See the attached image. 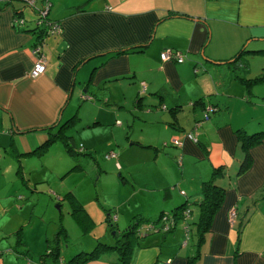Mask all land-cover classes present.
Segmentation results:
<instances>
[{
	"label": "crops",
	"instance_id": "obj_1",
	"mask_svg": "<svg viewBox=\"0 0 264 264\" xmlns=\"http://www.w3.org/2000/svg\"><path fill=\"white\" fill-rule=\"evenodd\" d=\"M45 1L36 0L37 7ZM51 1L50 17L62 23V32L48 37L46 70L33 76L38 56L33 52L37 36L31 28L37 9L23 0H0V180L20 183L27 177L30 182L32 169L27 170V162L52 137L55 128L48 126L74 116L72 107L78 99L120 97L118 102H128V92H120L119 87H127L120 80L131 76V84L135 82L131 100L137 106L147 104L143 109L151 111L147 107L167 102L165 109L177 122L179 114L187 112L188 121L172 122L176 128L172 137L182 141L172 144L180 148L183 162L189 159L199 168V177L192 181L197 189L191 191L183 184L187 189L181 187L178 194L164 186L166 191L151 205L132 207L124 214L85 208L81 216L87 219L88 213L92 230L102 235L110 227L131 228L139 216L159 222L163 211L174 212L182 204L191 208V216L180 218L173 231L144 234L134 241L125 260L111 249L82 263H69L67 227L22 226L24 217L18 210L32 203L33 196H14L18 187L7 191L8 183L0 185V264H52L55 258L64 264H264V138L250 147L251 162L239 172L245 148L238 134L239 129L248 133L264 129V81L248 84L241 78L254 77L249 74L247 52L233 58L244 45L255 50L252 53L264 54V0ZM15 16L25 18V24L14 25ZM141 44L145 45L132 47ZM170 47L182 49L185 60L162 59V51ZM261 70L264 73V65ZM193 71L196 81L188 86L187 76ZM202 73L205 78L199 79ZM209 103L219 109L197 123ZM89 126L90 122L85 127ZM167 138H162L165 145ZM72 139L75 142V134ZM156 140L150 142L160 143ZM56 147L65 149L64 144ZM3 152H9L5 162ZM220 165L225 174L218 182L226 191L197 243L200 185ZM233 207L236 216L231 221ZM78 221L85 227L82 217ZM110 221L117 226H110ZM57 244L59 254H46L49 246Z\"/></svg>",
	"mask_w": 264,
	"mask_h": 264
},
{
	"label": "rangeland",
	"instance_id": "obj_2",
	"mask_svg": "<svg viewBox=\"0 0 264 264\" xmlns=\"http://www.w3.org/2000/svg\"><path fill=\"white\" fill-rule=\"evenodd\" d=\"M25 4L28 5L26 2ZM246 52L252 58L249 59L252 68L249 74H260L264 54L252 53L251 50ZM255 58L259 61L254 60ZM196 75L193 71L187 76L188 86L193 80L196 81ZM203 76L202 73L199 79H204ZM120 81L127 84L125 88L119 87V91L125 89L128 92V102H118L120 97L112 100H76L72 113L77 114V117L71 126L64 129L56 142L47 145L51 147L41 149L39 154L36 153L27 162V170L32 169L30 182L27 177L20 183L0 180V185L8 183L7 191L19 188L14 196H33L32 203L18 210V215L24 217L21 220L24 223L22 226L67 227L69 235L65 249L68 259L80 251H83L80 256L86 255L85 251L92 250L98 242L97 237L101 235L90 230L93 223L89 218L85 220V227L81 226L78 220L85 217L81 216L80 208L127 213L132 207H148L170 186L178 194L181 187L187 189L183 184H188L191 191L197 189L192 181L199 177V168L189 159L183 162L180 148L172 144L175 143L172 133L176 129L172 122H177V118L169 108L165 109L167 102L147 107L153 109L151 111L143 109L147 104L137 106L131 100V85L135 84H131V76L121 78ZM252 88L257 91L258 86ZM166 94L171 95L169 91ZM212 112L214 109H211L210 113ZM186 113H178L179 123L190 119ZM207 113L205 109L203 116ZM120 120L121 123H118ZM62 121H66L65 118ZM89 122L92 126L85 127ZM74 134L75 142L71 138ZM164 135H168L167 145L162 139ZM65 139L74 148L83 146L84 150L70 153L66 147V150L58 149L57 145L65 146ZM151 139H158L160 143L152 144ZM110 150H114L117 157L107 158L106 153ZM2 154L6 156L1 157L5 162L9 158V152ZM118 161L121 166L117 164ZM182 176L183 182L180 180ZM149 186L156 188L148 189ZM156 206H153V212L156 211ZM114 230L115 228L111 231L112 234L108 233L106 237L100 238L114 239Z\"/></svg>",
	"mask_w": 264,
	"mask_h": 264
},
{
	"label": "trees",
	"instance_id": "obj_3",
	"mask_svg": "<svg viewBox=\"0 0 264 264\" xmlns=\"http://www.w3.org/2000/svg\"><path fill=\"white\" fill-rule=\"evenodd\" d=\"M47 2L49 3V8H48V11L46 14L40 12L39 9L34 7L37 9V15L34 19V27L31 28V30L34 31L36 33V36H37L36 41H35L33 46L42 45L43 51H44V46L47 42L48 37L53 36V35L56 36L62 32V23L59 22L58 20H53L49 14L50 10H51V6H52V1L46 0L43 4L44 7L43 6H41V7L46 8L45 5ZM25 22H26V20L24 18L23 24H25ZM16 24L17 23H15L14 25H16ZM19 25H21V24H19ZM144 45L145 44H141V45H136V46H132V47L142 48ZM250 50L255 51L251 48H248V46L244 45L233 58L234 59L239 58L241 55H243V53H245L246 51H250ZM260 50H262V49H260ZM119 51H121V50H118L117 52H119ZM241 78L244 79L245 82H247L248 84H251L252 82L255 83V82H259V81H264V73H261L257 76H254V77H241ZM209 106L213 107L214 111L219 109L218 105H215L213 103L206 104L205 109L208 113L205 114L203 117L197 119L198 120L197 123L210 118V111L211 110L207 109ZM76 117H77V114H74V116H72L68 120L65 119L66 121H64V122L62 120L61 121L59 120L58 122H55L51 126H48V128L49 127L55 128L54 131H51V132H53L52 137H49L47 140H45L34 151L41 150V149L47 147V145L50 144L51 142L55 141V139H58L62 135V133L64 132V129L68 126H71L73 120H75ZM238 134H239V137H241L242 145L245 148V158H244V161H243L241 167L239 168V172H242L248 168V166L251 162V159H252L251 154H250V147L252 145L256 144L257 142L261 141L264 138V129L258 130L254 133H248L244 129L243 130L239 129ZM71 138H72V136H71ZM175 143H176V141H175ZM65 147L70 153H73L76 150H78V151L84 150L83 146H80V147L76 146L74 148L70 143H68V141L66 139H65ZM111 158H115V157H111ZM224 174H225V169H224V167H222V165L215 166L213 171H212L211 176L209 178L203 180L202 189H201L203 197L199 203L200 211H199L198 219L196 220L197 230H198V232H197V234H198L197 243H200V241L203 239L205 231L209 228V225L212 221V218H213L215 212L219 209V207L221 206V203L223 201V197H224V194L226 191V187L218 182V178L223 176ZM83 210H85V208H80V211H83ZM164 216H166L165 219H163ZM190 216H191V208L187 207V205H185V204H182V205L176 207V211H174V212L163 211L161 214L160 220H159V224L155 221L153 222V221L145 220L146 218L143 216L136 217L133 220V225H131V228L129 227L123 231L122 230L119 231L115 228V230H114L115 234H113V236L115 237L114 239H109V238L101 239L100 238L101 236L106 237L108 235V233L112 234L111 231L114 229V227H110L108 232L105 235L101 234L100 236L97 237L98 242L96 243L95 247L92 250L85 251L86 255H84V256H80V254L83 251L77 252L73 256H71V258L68 259V262L71 263L74 260V261H78L79 263H82L85 260L90 259V258L94 257L95 255H98L100 252H102L104 250H111V249L116 250L118 252L119 256L125 260L128 258L129 254L132 250L134 241H136L139 238H141L142 236H144V234H146L148 232H156V231H162L164 233L173 231L180 218L188 219V218H190ZM88 218L93 222L92 217L87 213V219ZM83 219L87 220L85 218H83ZM109 225L110 226H117L116 223L112 222V221L109 222ZM165 226H168V228H165ZM185 226H187V228L189 230V225H185ZM90 227H91L90 230H92L93 226H90ZM63 229H64V227H63ZM59 239H60V237L57 236L56 240H59ZM58 249H59L58 244L55 247L49 246V249H48L46 254L57 255V253L59 254ZM63 262H64L63 259L55 258L54 262H52V264H64Z\"/></svg>",
	"mask_w": 264,
	"mask_h": 264
},
{
	"label": "built area",
	"instance_id": "obj_4",
	"mask_svg": "<svg viewBox=\"0 0 264 264\" xmlns=\"http://www.w3.org/2000/svg\"><path fill=\"white\" fill-rule=\"evenodd\" d=\"M5 1H11V0H5ZM28 5L32 6V7H36L37 9H39L40 12L46 14L49 8V3H46V8L43 7H37L36 5V0H24ZM24 22V18L21 16H15L14 20H13V24L15 23H19V24H23ZM33 52L38 56V59L36 60V63L34 65V67L31 70V75L36 76L39 75L41 73H43L46 70V54L43 51L42 45H35L33 46ZM161 57L162 59H173L176 60L178 62H183L185 60V52L182 49H178V48H167L165 50L162 51L161 53ZM208 110L213 109V107L209 106L207 108ZM120 122V121H119ZM197 139V138H196ZM176 143L178 144H182V141L179 139L175 140ZM117 153L114 150H110L109 152L106 153V157L111 158V157H116ZM117 164L120 166V163L117 162ZM182 192H184V190H182ZM236 216V208L233 207L231 209L230 212V220L234 221ZM166 216H164L163 219H165ZM165 228H168V226H165Z\"/></svg>",
	"mask_w": 264,
	"mask_h": 264
}]
</instances>
